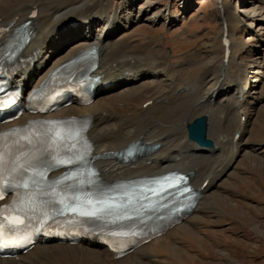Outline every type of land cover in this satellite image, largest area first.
Wrapping results in <instances>:
<instances>
[{
    "label": "bare ground",
    "instance_id": "bare-ground-1",
    "mask_svg": "<svg viewBox=\"0 0 264 264\" xmlns=\"http://www.w3.org/2000/svg\"><path fill=\"white\" fill-rule=\"evenodd\" d=\"M141 1L145 9H136ZM215 2L222 8L220 18L225 27L235 22H248L249 29L257 27L256 0L242 1L236 16L231 15V8L223 5L222 0ZM154 5V0H121L112 9L111 0H17L14 4L0 0V28L12 31L22 22L31 21L30 41L23 55L37 59L33 65H21L15 70L10 84L23 91L35 89L54 68L83 49L95 46L99 58L94 74L100 76V84L109 86L98 90L90 106L73 103L59 116L90 118L88 138L96 153L119 151L136 141L159 145L147 159L133 164L98 162L102 178L113 181L169 171L192 173L191 181L200 189L198 204L180 225L118 260L94 239L75 246L45 242L17 258H0V264H161L154 246L176 250L174 242L168 239L179 230H191V222L198 218L205 203L214 198L218 184L229 178L235 162L254 156V147L246 141L247 126L263 102L257 92L264 81V69L257 61H251L249 66L240 62L232 52L225 60L223 37L219 50L212 54L171 62L165 48L150 44L138 49L128 38L118 35L145 20L167 26L178 22L179 15L167 8L163 13L150 15ZM34 11L36 15L31 17ZM225 39L229 40L228 36ZM229 41L232 46L234 43ZM200 65L202 70L191 76L190 70ZM200 116L208 118L212 148L204 149L187 138L186 126ZM32 118L22 117L12 125H24ZM6 127H0V131ZM218 129L220 134L214 138L212 130L219 132ZM210 163L215 176L208 183V178L196 173ZM205 181L206 186L201 188Z\"/></svg>",
    "mask_w": 264,
    "mask_h": 264
},
{
    "label": "rangeland",
    "instance_id": "rangeland-1",
    "mask_svg": "<svg viewBox=\"0 0 264 264\" xmlns=\"http://www.w3.org/2000/svg\"><path fill=\"white\" fill-rule=\"evenodd\" d=\"M16 1L8 0L9 4ZM111 1L112 9H115L121 0ZM154 1L150 15L163 13L167 8L179 15L178 22L167 26L161 21L151 24L145 20L118 35L128 38L138 49L150 44L165 48L171 62L182 61L185 57L202 58L204 54L219 50L225 25L215 0ZM242 1L250 3L252 0H222L223 5L231 8L233 16L240 14ZM137 8L145 9L144 1L139 2ZM255 8L254 24L257 27L249 29L248 22L232 23L227 26L228 38L234 43L232 53L240 62L249 66L251 61H257L264 69V0H256ZM257 51L259 56L255 57ZM198 60H195L196 64ZM202 68L200 65L191 69V76L197 75ZM257 96L263 102L257 106V112L247 126L246 140L254 147L255 157L238 159L229 178L218 184L214 198L205 203L198 218L191 222L192 229L179 230L168 239L174 242L176 250L153 247L161 264H264V81ZM212 131L216 138L221 130ZM210 165H202L196 173L204 176L203 179L208 178V183L215 176Z\"/></svg>",
    "mask_w": 264,
    "mask_h": 264
},
{
    "label": "snow or ice",
    "instance_id": "snow-or-ice-1",
    "mask_svg": "<svg viewBox=\"0 0 264 264\" xmlns=\"http://www.w3.org/2000/svg\"><path fill=\"white\" fill-rule=\"evenodd\" d=\"M46 124H53V125H61L65 124L67 122L64 121H53V122H45ZM31 128V126H30ZM25 129H15L13 130V133H24L29 131ZM13 133H4L0 134V137L3 136H10ZM65 134L70 138L73 135V132L68 129L61 130L59 127L56 128H48L46 130V137L48 141H54L56 139L63 140L65 138ZM27 139V137H25ZM31 142L30 140L28 141ZM74 147V145H73ZM52 162H47V167L42 166V161L39 157H31V155L20 158H10L8 160L5 159V153L2 149H0V179L3 178V174L5 171L11 175L12 173H18L20 177V185H22L24 188H29L31 185L35 192L39 193L41 191H45L40 187L41 179L44 178V173L48 171L49 169L53 167H59V166H68L73 164H83L84 163V155L81 153H74L72 155H65L61 156L59 153L52 154ZM29 173H32L29 175ZM65 175L61 180H56L53 182L55 186H59L64 181H67L69 179V176ZM92 176H95L96 173L94 171L91 172ZM175 179L183 180V177H176L175 174H172L167 177H163L162 180L166 183H170L174 181ZM80 183H84V181H80ZM153 183H160V181H154ZM19 186V185H18ZM151 190V189H150ZM47 195L53 196V199L51 200V203H59L62 205L59 209H53L54 211H57L58 214H62L65 210H70L73 213H79V215L83 217H87L90 219L99 220L102 216L112 214V210L115 207L113 203L109 202V199L104 198V194L100 193L98 196L92 194V193H86L84 195V198L81 199L79 195H76L73 193L70 197L67 193H65L62 189L60 191L56 190V187L52 188L51 193H47ZM65 200L68 202L65 203ZM37 203H43V201H40L37 199ZM13 207V206H10ZM13 210H16L18 212H23L24 209H15L13 207ZM124 218H128L126 215ZM8 220L10 223H24V218L17 216H5L3 220H0V238L3 236V221Z\"/></svg>",
    "mask_w": 264,
    "mask_h": 264
},
{
    "label": "water",
    "instance_id": "water-1",
    "mask_svg": "<svg viewBox=\"0 0 264 264\" xmlns=\"http://www.w3.org/2000/svg\"><path fill=\"white\" fill-rule=\"evenodd\" d=\"M207 128L208 124L205 116L195 119L187 126L189 140L202 147H212L213 142L207 138Z\"/></svg>",
    "mask_w": 264,
    "mask_h": 264
}]
</instances>
